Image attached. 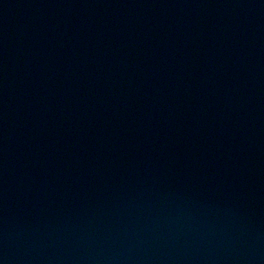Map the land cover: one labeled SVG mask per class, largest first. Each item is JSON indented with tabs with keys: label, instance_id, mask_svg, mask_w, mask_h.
Listing matches in <instances>:
<instances>
[{
	"label": "water",
	"instance_id": "95a60500",
	"mask_svg": "<svg viewBox=\"0 0 264 264\" xmlns=\"http://www.w3.org/2000/svg\"><path fill=\"white\" fill-rule=\"evenodd\" d=\"M0 264H264V0H0Z\"/></svg>",
	"mask_w": 264,
	"mask_h": 264
}]
</instances>
